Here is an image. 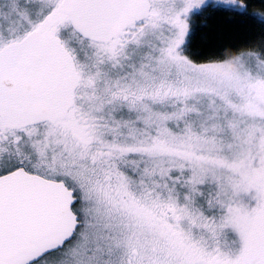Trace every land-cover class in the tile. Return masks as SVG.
I'll return each instance as SVG.
<instances>
[{
    "label": "snow or ice",
    "instance_id": "obj_1",
    "mask_svg": "<svg viewBox=\"0 0 264 264\" xmlns=\"http://www.w3.org/2000/svg\"><path fill=\"white\" fill-rule=\"evenodd\" d=\"M256 6L0 0V264H264Z\"/></svg>",
    "mask_w": 264,
    "mask_h": 264
},
{
    "label": "trees",
    "instance_id": "obj_2",
    "mask_svg": "<svg viewBox=\"0 0 264 264\" xmlns=\"http://www.w3.org/2000/svg\"><path fill=\"white\" fill-rule=\"evenodd\" d=\"M254 11H260L259 0ZM227 17H216L208 21L207 26H200V21L195 35L191 37L193 51L211 54L227 46L239 45L244 42V36L239 25L228 23Z\"/></svg>",
    "mask_w": 264,
    "mask_h": 264
},
{
    "label": "clouds",
    "instance_id": "obj_3",
    "mask_svg": "<svg viewBox=\"0 0 264 264\" xmlns=\"http://www.w3.org/2000/svg\"><path fill=\"white\" fill-rule=\"evenodd\" d=\"M233 69L235 68V65H232Z\"/></svg>",
    "mask_w": 264,
    "mask_h": 264
}]
</instances>
